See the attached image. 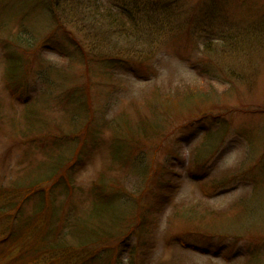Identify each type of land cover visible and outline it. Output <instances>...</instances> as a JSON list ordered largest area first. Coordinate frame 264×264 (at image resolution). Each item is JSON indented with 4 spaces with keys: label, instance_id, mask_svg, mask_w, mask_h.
<instances>
[{
    "label": "rangeland",
    "instance_id": "1",
    "mask_svg": "<svg viewBox=\"0 0 264 264\" xmlns=\"http://www.w3.org/2000/svg\"><path fill=\"white\" fill-rule=\"evenodd\" d=\"M0 264H264V0H0Z\"/></svg>",
    "mask_w": 264,
    "mask_h": 264
},
{
    "label": "trees",
    "instance_id": "2",
    "mask_svg": "<svg viewBox=\"0 0 264 264\" xmlns=\"http://www.w3.org/2000/svg\"><path fill=\"white\" fill-rule=\"evenodd\" d=\"M88 6H89V10H90V17H87L86 18V21L88 20V19H91V21H93V22H95V21H97L96 19L99 17V14H100V8H98V5H95V3H90V4H88ZM59 9V8H58ZM113 9V8H112ZM106 13H108L107 14V18L110 20V22L114 25V26H119V27H121V23H122V21H124V20H128L127 18H121L119 15L117 16L116 14H114V13H112L111 11H110V13H109V10H106ZM111 14H113V15H111ZM101 15V14H100ZM58 17V15H56L55 14V18H57ZM115 31V33H117V34H119V38L118 39H120V40H124L125 41V43L128 41V40H132V36L130 35H128L125 31H123V30H119V29H115L114 30ZM130 34V33H129ZM192 95H194V93H190L189 94V96H192ZM43 250V249H42ZM72 261H75V260H71V261H69V262H72Z\"/></svg>",
    "mask_w": 264,
    "mask_h": 264
}]
</instances>
